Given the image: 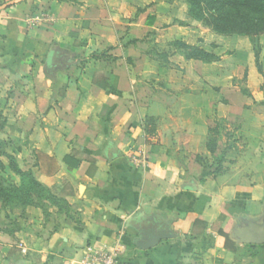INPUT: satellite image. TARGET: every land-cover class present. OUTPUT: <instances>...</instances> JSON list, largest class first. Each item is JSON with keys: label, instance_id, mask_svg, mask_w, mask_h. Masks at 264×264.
Wrapping results in <instances>:
<instances>
[{"label": "crops", "instance_id": "obj_1", "mask_svg": "<svg viewBox=\"0 0 264 264\" xmlns=\"http://www.w3.org/2000/svg\"><path fill=\"white\" fill-rule=\"evenodd\" d=\"M184 5V0H0V136L27 139L39 156L51 159L50 174L35 165L34 178L46 188L65 184L64 201L78 211L77 224L63 215L47 240L36 232L32 247L29 226L40 225L44 215L39 207H25L11 237L16 244L0 229V264H39L32 253L78 264L87 252L112 247L135 264H264V87L254 56L243 68L258 109L239 118L250 142L243 152L224 153L227 171L218 176L196 159L209 156L202 87L176 101L193 116L181 110L179 125L149 137L145 116L155 103L142 109L131 101L128 92L135 87H121L115 68L131 54L126 42L139 43L157 27L181 29L170 18L179 21ZM126 26L127 34L120 32ZM234 40L249 46L247 38L228 42ZM259 45L264 61V35ZM107 48L111 57L93 55ZM102 72L115 77L110 95L92 84ZM231 109L223 102L215 112L228 118ZM24 150L7 144L4 153L15 157ZM223 151L219 140L214 156ZM67 155L79 160L77 167L63 163Z\"/></svg>", "mask_w": 264, "mask_h": 264}, {"label": "rangeland", "instance_id": "obj_2", "mask_svg": "<svg viewBox=\"0 0 264 264\" xmlns=\"http://www.w3.org/2000/svg\"><path fill=\"white\" fill-rule=\"evenodd\" d=\"M178 17L179 21L175 19L172 21L170 18L171 23L181 27L177 32H173L172 29L169 32L163 27H157L149 30L139 43L135 44L131 41L124 44L131 50V54L129 57L125 56L120 65L115 66L121 71V87H135L128 92V98L131 101H139L142 109L152 102L155 103L151 113L147 112L145 116V131L149 137H157L163 131L161 130L163 127L175 128V125H179L178 118L183 114L181 112L183 109L176 106V101L186 100L187 96L192 94L193 87H202V117L206 115L209 128L218 131V138L223 147L234 146L238 151L243 152L250 142V137L240 127V115L248 110L256 113L258 109L254 107L258 98L251 96L247 90L243 68L244 63L254 56L253 47L250 41L245 49L238 40L228 42L229 38L234 37L214 34L210 28L188 16L186 4L183 15L180 13ZM120 32L127 34V26ZM182 44L195 49L182 48ZM108 50L109 48L93 55L111 57L106 56ZM192 56L200 57L201 60L187 59ZM212 56L215 58L212 59ZM260 63L264 69V61ZM260 81V87H263V79L261 78ZM166 87L184 88L172 92ZM223 102L232 104V114L228 118H220L215 112L216 106ZM191 110L188 107L183 110L186 117L193 116ZM209 139L207 135V140ZM7 144H12L16 148L24 146L25 150L15 157L6 156L3 153ZM0 161L3 164L0 168V183L9 193L3 200L5 202H0V229L4 230L5 237L11 240L18 228L17 218L24 216L25 206L21 202L30 201L28 194L24 192V189L28 188L30 169L40 164L41 168L46 170L47 161L31 149L30 141L19 140L12 134L0 136ZM197 161L203 166L214 165L213 158L208 155L199 157ZM16 169L23 174V187L21 186L23 189L20 191L19 201L10 195L12 185L20 186V179L12 173V170ZM212 169L214 171L215 166ZM67 192L65 184L52 188L45 187V189L33 187V202L43 211L44 220L40 225L34 223L29 226L32 247L35 245L33 237L36 232L41 239L47 240L51 232L61 227L63 215L66 216L65 221L77 224L78 211L75 207H69L64 201ZM54 206L57 207L56 210ZM11 242L16 244L15 240ZM41 256L32 253L31 258L39 264H61L56 254L43 259L40 258Z\"/></svg>", "mask_w": 264, "mask_h": 264}, {"label": "trees", "instance_id": "obj_3", "mask_svg": "<svg viewBox=\"0 0 264 264\" xmlns=\"http://www.w3.org/2000/svg\"><path fill=\"white\" fill-rule=\"evenodd\" d=\"M185 4L187 6L188 16L196 22L202 23L205 27L210 28L214 34L224 37H242L247 38L250 41L253 47L255 66L258 74L263 79L264 87V69L259 60V37L264 35V0H185ZM182 48L189 49L193 47L182 44ZM199 58L200 57L197 56L187 57L188 60L196 61H200L201 59ZM214 58L215 57L212 56V59ZM205 62H207V60ZM92 84L103 90L105 94L110 95L114 92L115 77L108 72L97 73L93 76ZM208 135L210 139L206 141L205 148L209 156H211L214 160V165L210 166H213L212 168L215 166L212 174L215 176L222 175L227 171V169L223 167V163L225 162L224 153L235 147L226 145L222 154L214 156L219 142L218 131L216 129L209 128ZM151 152H156L154 145L151 146ZM40 157L47 161L45 166L47 168L46 174H50L49 169L52 167V160L42 156ZM198 158L199 157L196 159L198 160ZM63 163L71 169L77 167L79 160H77L73 155H67L63 158ZM37 166L40 167L41 165L37 164ZM2 167L3 164L0 161V168ZM12 173L20 179V186L12 185L10 195H12L15 200L19 201L21 200L20 191L23 189V174L18 169L12 170ZM27 187L28 188L24 189V192L28 194L30 201H24L21 203L25 207H38L33 202V187H42L44 189L45 187L36 181L31 169L30 180H28ZM7 194L9 193L0 183L1 203L5 202L3 200L7 198Z\"/></svg>", "mask_w": 264, "mask_h": 264}, {"label": "built area", "instance_id": "obj_4", "mask_svg": "<svg viewBox=\"0 0 264 264\" xmlns=\"http://www.w3.org/2000/svg\"><path fill=\"white\" fill-rule=\"evenodd\" d=\"M78 264H135L129 261L124 251L119 247H112L110 250L101 251H89Z\"/></svg>", "mask_w": 264, "mask_h": 264}, {"label": "water", "instance_id": "obj_5", "mask_svg": "<svg viewBox=\"0 0 264 264\" xmlns=\"http://www.w3.org/2000/svg\"><path fill=\"white\" fill-rule=\"evenodd\" d=\"M160 237H156L154 239H152L147 245L146 247H150L152 245H154L155 243H157V241L159 240Z\"/></svg>", "mask_w": 264, "mask_h": 264}]
</instances>
